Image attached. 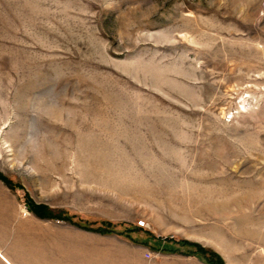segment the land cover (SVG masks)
<instances>
[{
	"label": "rangeland",
	"instance_id": "1",
	"mask_svg": "<svg viewBox=\"0 0 264 264\" xmlns=\"http://www.w3.org/2000/svg\"><path fill=\"white\" fill-rule=\"evenodd\" d=\"M0 175L29 264H264V0H0Z\"/></svg>",
	"mask_w": 264,
	"mask_h": 264
},
{
	"label": "crops",
	"instance_id": "2",
	"mask_svg": "<svg viewBox=\"0 0 264 264\" xmlns=\"http://www.w3.org/2000/svg\"><path fill=\"white\" fill-rule=\"evenodd\" d=\"M12 198L10 191L0 182V264H29L30 221L27 217L15 215ZM147 236L146 248L135 246L134 254L129 256L125 247L118 244L112 248L113 260L98 264H207L203 257L189 253L191 250L187 246L178 245L171 239ZM116 242L124 244L120 240ZM42 248L44 253L45 244ZM148 252L152 255L150 259L145 257Z\"/></svg>",
	"mask_w": 264,
	"mask_h": 264
},
{
	"label": "trees",
	"instance_id": "3",
	"mask_svg": "<svg viewBox=\"0 0 264 264\" xmlns=\"http://www.w3.org/2000/svg\"><path fill=\"white\" fill-rule=\"evenodd\" d=\"M0 180L2 182H4L7 186H9L10 188H13L12 185L5 179L3 178L1 175H0ZM29 208H31V210H34L35 214L39 217V218H53V217H57L56 215H53L52 213H50V211H48L49 209H47L46 206H32ZM47 211V212H46ZM107 226H109L108 228H99V229H89V228H84V230H87V231H91V232H95V233H99V234H102V235H106V234H112L114 233L113 229L110 228V225L109 223H107ZM185 245V244H183ZM192 246H194L196 248V252L200 255L203 256V258L205 259V261L207 262V264H224L223 260L215 253L213 252H210V251H207L201 247H199L198 245H193L191 244ZM169 252H172V253H175L176 251H169ZM191 253V252H190Z\"/></svg>",
	"mask_w": 264,
	"mask_h": 264
},
{
	"label": "built area",
	"instance_id": "4",
	"mask_svg": "<svg viewBox=\"0 0 264 264\" xmlns=\"http://www.w3.org/2000/svg\"><path fill=\"white\" fill-rule=\"evenodd\" d=\"M138 226H142V227H144L145 226V222H143V221H139L138 222ZM152 255H151V253H146V255H145V257L147 258V259H150V258H152L151 257Z\"/></svg>",
	"mask_w": 264,
	"mask_h": 264
}]
</instances>
